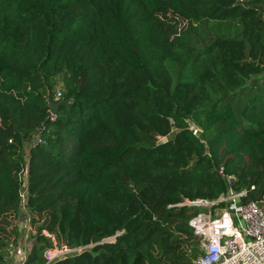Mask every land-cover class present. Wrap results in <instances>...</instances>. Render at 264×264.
I'll return each instance as SVG.
<instances>
[{"label": "trees", "instance_id": "trees-1", "mask_svg": "<svg viewBox=\"0 0 264 264\" xmlns=\"http://www.w3.org/2000/svg\"><path fill=\"white\" fill-rule=\"evenodd\" d=\"M26 165L24 264L45 231L87 245L48 264H195L204 208L176 203L226 193L222 168L264 207V0H0V264Z\"/></svg>", "mask_w": 264, "mask_h": 264}, {"label": "built area", "instance_id": "built-area-1", "mask_svg": "<svg viewBox=\"0 0 264 264\" xmlns=\"http://www.w3.org/2000/svg\"><path fill=\"white\" fill-rule=\"evenodd\" d=\"M61 95L53 98L58 99ZM35 141H42L41 131L34 135ZM28 153V151H27ZM219 174L226 179L227 192L221 193L216 198H194L185 199L176 203L177 205L188 204L200 206L204 209L198 211L189 220L194 233L197 236V246L200 253L195 257V264H264V207L257 200L241 201L243 190L234 191L232 183L234 175L225 174L222 168ZM21 188V213L28 214L27 226L31 224V213L27 205L28 189V165L23 173V184ZM221 201L229 202V205L220 207L217 204ZM213 207V208H212ZM213 209V210H212ZM24 210V211H23ZM20 220L22 226L25 222ZM24 232V229H23ZM52 237V233L45 231ZM53 245L45 251L46 264L52 259L61 257L73 251H79L87 245L68 247L61 244L57 246L52 237ZM21 239L14 249L18 254L13 258V264H24L29 252L31 236Z\"/></svg>", "mask_w": 264, "mask_h": 264}, {"label": "rangeland", "instance_id": "rangeland-1", "mask_svg": "<svg viewBox=\"0 0 264 264\" xmlns=\"http://www.w3.org/2000/svg\"><path fill=\"white\" fill-rule=\"evenodd\" d=\"M63 77H64V72H60L57 75V77H56V80L57 81H56L55 85L53 86V92H54V95L52 96L53 98H56L58 96V92H60V93L63 92V89H64V86L62 85V79H63ZM191 126L194 128L195 133L197 135L200 134V129H199V126L198 125H194L193 126V124H192ZM27 217H28V214H26L25 212H22L21 213V219H22L23 222H25V224L23 226L24 232H23L22 237H21V243L22 244L24 243L23 241H24V237L25 236H28V238H30V236H31V239H33L32 234L34 233V227L31 228V229L28 228V226H27ZM52 237H54V240H55L57 246H61V244H63V242L61 241V239H59L54 233H52ZM193 245H195V244H193ZM189 246L191 247V245H189ZM18 250L9 252L8 253L9 254V257H12V256H15L16 257L17 254H18V252H19ZM12 260H13V258H12Z\"/></svg>", "mask_w": 264, "mask_h": 264}, {"label": "water", "instance_id": "water-1", "mask_svg": "<svg viewBox=\"0 0 264 264\" xmlns=\"http://www.w3.org/2000/svg\"><path fill=\"white\" fill-rule=\"evenodd\" d=\"M61 101H63V99H56V100H54V99L52 98V96H49V103H50V105H51V112H52V113H54V112L57 110L58 105H59V103H60ZM164 139H165V137H162V138L159 140V142H162Z\"/></svg>", "mask_w": 264, "mask_h": 264}, {"label": "crops", "instance_id": "crops-1", "mask_svg": "<svg viewBox=\"0 0 264 264\" xmlns=\"http://www.w3.org/2000/svg\"><path fill=\"white\" fill-rule=\"evenodd\" d=\"M33 239H31V243H30V247H31V245H32V243H33ZM30 249V248H29ZM12 251H14V249L12 248ZM15 256H12L11 258H14Z\"/></svg>", "mask_w": 264, "mask_h": 264}]
</instances>
